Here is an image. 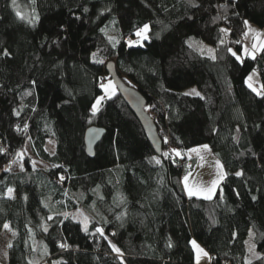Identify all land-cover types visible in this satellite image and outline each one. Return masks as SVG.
<instances>
[{
	"label": "trees",
	"instance_id": "1",
	"mask_svg": "<svg viewBox=\"0 0 264 264\" xmlns=\"http://www.w3.org/2000/svg\"><path fill=\"white\" fill-rule=\"evenodd\" d=\"M249 22L264 27V0H0L9 264H196L193 239L211 264H264V94L247 84L256 70L264 86V52L233 55ZM145 25L148 39L130 44ZM192 39L214 46L215 59ZM111 62L143 94L162 154L120 92L104 94ZM192 86L199 95L185 92ZM92 125L106 129L94 157ZM202 145L226 171L212 198L187 196L182 183L181 162ZM28 146L49 165H34Z\"/></svg>",
	"mask_w": 264,
	"mask_h": 264
},
{
	"label": "rangeland",
	"instance_id": "2",
	"mask_svg": "<svg viewBox=\"0 0 264 264\" xmlns=\"http://www.w3.org/2000/svg\"><path fill=\"white\" fill-rule=\"evenodd\" d=\"M148 29L149 27H147V29L145 30L144 26L139 31L141 32V35H138L137 40L135 41L137 43L132 44H144V41L148 39ZM8 37L10 39H13L16 37V35L15 33L9 34ZM191 41L199 48V50L204 55L210 57L215 56L214 46L205 42H199V40L197 39H192ZM245 49L247 51H245ZM234 52L236 56L240 59L245 56H258L259 54L264 52V27H260L254 23L249 22L245 37H243L242 44L237 47ZM250 76L251 80L248 79ZM248 78L247 84L251 85V88H255L258 92L262 93V86L258 72L256 70L252 71ZM109 84H111V88H107ZM102 85L104 86L102 87L104 94H108L113 89H116V86L114 85L110 76H105L102 78ZM185 92L192 95H197L196 93L200 94L196 86H192L185 89ZM101 97L102 96L98 98L99 101H101ZM205 146L206 145H202L189 149L187 151V160L181 162L180 164V166H183L186 170H188V172L182 177L183 187L187 196L212 198L220 189L222 182L226 176V171L223 163L212 152V150H210L208 146ZM48 147L52 152H54L55 145L52 141L49 142ZM26 155L30 157L33 164L36 166L47 167L49 165L47 162L37 158L30 146H28L26 149ZM193 160H196V164H194ZM21 162L22 158L18 161V167L20 166ZM190 189L194 194H189ZM72 216L75 219L86 223V217L82 211H72ZM5 225H7L8 227L4 226L2 230H0V262L2 264H9V247L16 233L9 227L8 224ZM43 226L49 227L50 224L48 222H45ZM193 241H195L196 245H198L200 249H203V251L208 254L207 256L200 254L199 259H197V249L193 246L195 250L196 264H211L209 252L196 239H193L192 242ZM37 242L38 240L34 241L35 246H37ZM248 243L251 249H253V245L250 238L248 240ZM58 262L59 259H55L52 264H58Z\"/></svg>",
	"mask_w": 264,
	"mask_h": 264
},
{
	"label": "water",
	"instance_id": "3",
	"mask_svg": "<svg viewBox=\"0 0 264 264\" xmlns=\"http://www.w3.org/2000/svg\"><path fill=\"white\" fill-rule=\"evenodd\" d=\"M108 71L116 89L120 92L125 102L140 121L150 141L154 145L156 152L162 154V139L159 136L153 117L147 112V102L143 94L135 85H130L118 74L114 62L108 64ZM105 134L106 129L102 126L92 125L86 129L84 142L86 153L90 157L95 156L96 146ZM1 175L2 170L0 169V178ZM44 231L45 233H48V227L44 228Z\"/></svg>",
	"mask_w": 264,
	"mask_h": 264
},
{
	"label": "snow or ice",
	"instance_id": "4",
	"mask_svg": "<svg viewBox=\"0 0 264 264\" xmlns=\"http://www.w3.org/2000/svg\"><path fill=\"white\" fill-rule=\"evenodd\" d=\"M15 2H16V0H13V5H15ZM85 11H87V9H85ZM17 16H19L21 19H27V21H28V23H30V24H33V25H35V23H36V21L39 19V16L37 15V16H35V18L33 19V18H29V17H24V16H22L19 12H17ZM245 24L247 25V21H245ZM147 25H145V30L147 29ZM251 30V29H250ZM137 35H141V32H137L136 33ZM146 38V37H145ZM130 44H132V43H137V42H135V41H130L129 42ZM255 47V46H254ZM229 51H231L230 49H229ZM245 51H247L246 49H245ZM4 55H8V53H7V51L5 50V52H4ZM233 55H236L235 53H233ZM213 59H215V57L213 56L212 57ZM255 57L253 56V59H254ZM249 80H251V76L248 78ZM102 87H104L103 85H102ZM249 87H251V85H249ZM262 87H264V86H262ZM107 88H111V84H109L108 86H107ZM254 92H256L257 93V95H262V94H264V93H261V92H258L255 88H253L252 89ZM113 91H114V89H113ZM194 91V90H193ZM197 95H199V93H196ZM100 99H103V97H101ZM99 100H97V105L99 104ZM93 113H95L96 111H98V108L94 105L93 106ZM205 147H207V146H205ZM0 151H2V149H0ZM177 155H179V153H177ZM157 163H159V161H157ZM236 175L237 176H240V175H242V173H240V172H238V173H236ZM61 179H63V177H61ZM185 179H187V178H185ZM9 191V194H11V192H12V189H9L8 190ZM189 194L190 195H192V194H194L192 191H191V189L189 190ZM253 199H255V197H253ZM5 227H8L7 225H5ZM87 229V225L85 224V230ZM98 231H101L102 232V229L101 230H98ZM192 244H193V246L197 249V253H198V255H197V259H199V255L200 254H203V255H205V256H207L208 254L206 253V252H204L203 251V249H200L199 248V246L198 245H196V243H195V241H193L192 242ZM65 245H61V247H64ZM114 247V246H113ZM254 247V246H253ZM116 251H119V249H116ZM250 251H251V248H250ZM249 264H251V261H249Z\"/></svg>",
	"mask_w": 264,
	"mask_h": 264
},
{
	"label": "built area",
	"instance_id": "5",
	"mask_svg": "<svg viewBox=\"0 0 264 264\" xmlns=\"http://www.w3.org/2000/svg\"><path fill=\"white\" fill-rule=\"evenodd\" d=\"M169 149H170L169 146H167V147H166V150H169Z\"/></svg>",
	"mask_w": 264,
	"mask_h": 264
},
{
	"label": "crops",
	"instance_id": "6",
	"mask_svg": "<svg viewBox=\"0 0 264 264\" xmlns=\"http://www.w3.org/2000/svg\"><path fill=\"white\" fill-rule=\"evenodd\" d=\"M210 260H211V256H210ZM195 261H196V256H195Z\"/></svg>",
	"mask_w": 264,
	"mask_h": 264
}]
</instances>
